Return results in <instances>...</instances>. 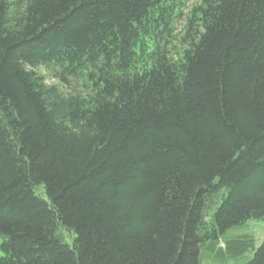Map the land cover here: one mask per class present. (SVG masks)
<instances>
[{
  "label": "trees",
  "instance_id": "trees-1",
  "mask_svg": "<svg viewBox=\"0 0 264 264\" xmlns=\"http://www.w3.org/2000/svg\"><path fill=\"white\" fill-rule=\"evenodd\" d=\"M190 1L0 0V264L253 247L224 237L264 222V0Z\"/></svg>",
  "mask_w": 264,
  "mask_h": 264
},
{
  "label": "rangeland",
  "instance_id": "rangeland-1",
  "mask_svg": "<svg viewBox=\"0 0 264 264\" xmlns=\"http://www.w3.org/2000/svg\"><path fill=\"white\" fill-rule=\"evenodd\" d=\"M194 0H191L187 4V8H190L193 4ZM183 24L180 21V24L176 27V30L182 29ZM43 75L46 76L48 83H53L51 75L48 71L41 69L39 70ZM244 236V237H251L253 241V247L249 248L246 253L241 254L237 260L233 259L231 256L226 255L225 257H213L209 256L207 259L205 257H202L203 264H246L248 263L254 256L255 251H257L260 246L264 242V222L259 220H252L248 222L243 228L235 229L232 231H229L226 234V237L229 238L231 236Z\"/></svg>",
  "mask_w": 264,
  "mask_h": 264
}]
</instances>
